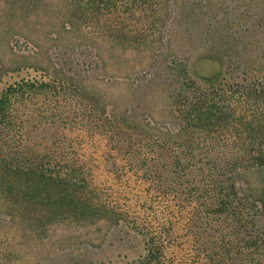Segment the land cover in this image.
Listing matches in <instances>:
<instances>
[{"label":"trees","instance_id":"obj_1","mask_svg":"<svg viewBox=\"0 0 264 264\" xmlns=\"http://www.w3.org/2000/svg\"><path fill=\"white\" fill-rule=\"evenodd\" d=\"M166 1L62 10L68 35L97 29L112 50L151 51L134 84L164 98L161 125L88 86L68 51L4 71L0 216L35 230L105 224L121 244L140 238L128 264H264V0H170L164 20ZM206 60L220 72L196 75Z\"/></svg>","mask_w":264,"mask_h":264},{"label":"rangeland","instance_id":"obj_2","mask_svg":"<svg viewBox=\"0 0 264 264\" xmlns=\"http://www.w3.org/2000/svg\"><path fill=\"white\" fill-rule=\"evenodd\" d=\"M15 1L0 0V92L11 77H4V71L24 62L49 67L56 63V54L64 50L80 63L85 62L86 68L89 66L84 82L106 95L115 107L124 110L133 106L140 116L151 113L149 117L160 125L165 122L164 98L154 96L153 86L137 91L134 84L150 63L151 51L112 50L101 40L103 35L97 29L66 34L62 29L63 0H40V6L32 13L22 11L21 4H14ZM161 10L163 19H167L172 10L170 0L164 2ZM182 45L177 50L181 54L194 52L186 41ZM218 63L201 61L194 66L195 74L215 76L220 72ZM23 75L36 77L34 71ZM140 241L137 238L121 244L110 237L105 224L68 223L35 230L19 220L11 224L0 216V264H128L144 253Z\"/></svg>","mask_w":264,"mask_h":264}]
</instances>
